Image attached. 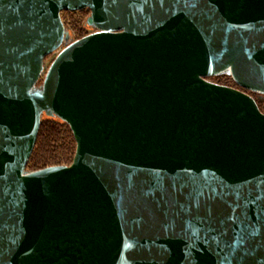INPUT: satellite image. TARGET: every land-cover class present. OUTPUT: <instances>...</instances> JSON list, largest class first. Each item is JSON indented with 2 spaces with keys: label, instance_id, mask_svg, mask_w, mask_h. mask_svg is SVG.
I'll return each instance as SVG.
<instances>
[{
  "label": "water",
  "instance_id": "1",
  "mask_svg": "<svg viewBox=\"0 0 264 264\" xmlns=\"http://www.w3.org/2000/svg\"><path fill=\"white\" fill-rule=\"evenodd\" d=\"M222 74L264 95V0H0V264H264V113ZM43 115L75 154L28 170Z\"/></svg>",
  "mask_w": 264,
  "mask_h": 264
},
{
  "label": "trees",
  "instance_id": "2",
  "mask_svg": "<svg viewBox=\"0 0 264 264\" xmlns=\"http://www.w3.org/2000/svg\"><path fill=\"white\" fill-rule=\"evenodd\" d=\"M89 14L88 9L75 11H61V19L75 39L87 34L85 19ZM48 56L45 57L47 59ZM214 82L232 86L251 94L264 113V95H260L239 87L228 74L209 77ZM42 77L39 79L40 83ZM76 141L69 125L56 117L42 116L34 148L28 159L26 169L37 170L49 166L69 165L74 157Z\"/></svg>",
  "mask_w": 264,
  "mask_h": 264
},
{
  "label": "rangeland",
  "instance_id": "3",
  "mask_svg": "<svg viewBox=\"0 0 264 264\" xmlns=\"http://www.w3.org/2000/svg\"><path fill=\"white\" fill-rule=\"evenodd\" d=\"M88 15H89V14H88ZM88 15H87V16H88ZM90 29H91V27L86 26V32H87V34L90 33V32H92ZM69 34H70L71 38L75 39V35H73L71 32H69ZM51 59H52V56L49 55L48 58L45 59V60L49 63V62L51 61ZM209 80L214 81V80L211 79V78H210Z\"/></svg>",
  "mask_w": 264,
  "mask_h": 264
},
{
  "label": "flooded vegetation",
  "instance_id": "4",
  "mask_svg": "<svg viewBox=\"0 0 264 264\" xmlns=\"http://www.w3.org/2000/svg\"><path fill=\"white\" fill-rule=\"evenodd\" d=\"M90 30H91V31H94V29H93V28H91Z\"/></svg>",
  "mask_w": 264,
  "mask_h": 264
}]
</instances>
